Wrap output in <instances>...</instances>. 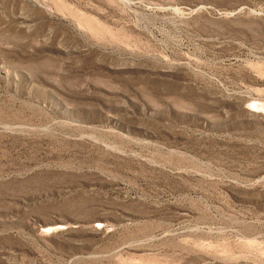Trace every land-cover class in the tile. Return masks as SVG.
Listing matches in <instances>:
<instances>
[{
    "label": "rangeland",
    "instance_id": "rangeland-1",
    "mask_svg": "<svg viewBox=\"0 0 264 264\" xmlns=\"http://www.w3.org/2000/svg\"><path fill=\"white\" fill-rule=\"evenodd\" d=\"M262 111L264 0H0V264H264Z\"/></svg>",
    "mask_w": 264,
    "mask_h": 264
},
{
    "label": "bare ground",
    "instance_id": "bare-ground-1",
    "mask_svg": "<svg viewBox=\"0 0 264 264\" xmlns=\"http://www.w3.org/2000/svg\"><path fill=\"white\" fill-rule=\"evenodd\" d=\"M250 111H252V110H250ZM261 111V109L258 107V110H257V112H253V113H259ZM262 112H264V111H262Z\"/></svg>",
    "mask_w": 264,
    "mask_h": 264
}]
</instances>
